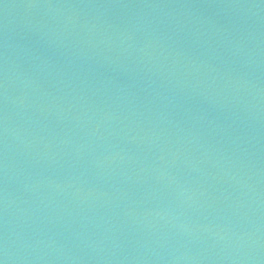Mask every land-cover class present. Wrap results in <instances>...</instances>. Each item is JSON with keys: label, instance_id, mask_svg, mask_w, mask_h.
I'll list each match as a JSON object with an SVG mask.
<instances>
[{"label": "water", "instance_id": "water-1", "mask_svg": "<svg viewBox=\"0 0 264 264\" xmlns=\"http://www.w3.org/2000/svg\"><path fill=\"white\" fill-rule=\"evenodd\" d=\"M0 264H264V0H0Z\"/></svg>", "mask_w": 264, "mask_h": 264}]
</instances>
